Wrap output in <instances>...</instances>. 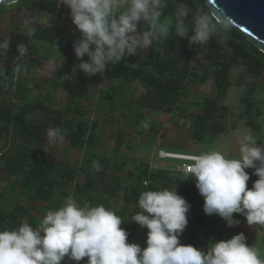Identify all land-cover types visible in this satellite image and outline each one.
<instances>
[{"label": "trees", "instance_id": "16d2710c", "mask_svg": "<svg viewBox=\"0 0 264 264\" xmlns=\"http://www.w3.org/2000/svg\"><path fill=\"white\" fill-rule=\"evenodd\" d=\"M182 2L190 3L193 9L203 7L212 15L205 0ZM173 7L170 4L169 12ZM61 9L60 0H17L0 5V19L3 14L22 10L58 17ZM212 18L220 24L213 15ZM31 26L35 29L31 36L18 27L10 38L0 36V43L10 40L8 50H0V72H3L0 153L7 152L0 154L4 162L0 170L6 172L0 178V230L17 228L23 222L38 227L47 211L58 209L68 197H73L82 206L103 204L112 210L124 220L120 227L128 233L127 243L137 244L133 238H138L143 249L147 246L148 230L132 222V216L141 211L140 194L176 187L177 194L191 205L188 224L179 237L182 245L206 252L211 243L243 233L248 246L259 243L263 249L260 252L264 251V226H248L243 216L234 214L240 224L229 227L219 216L206 215L204 199L189 173L151 167L135 159L129 165L118 157L128 139L143 136L139 127L145 124H139L148 112L164 115L166 124L176 120L188 122L192 145L185 144L184 149L199 145L208 134H222L226 116H233L222 103L223 98L233 83L242 81L240 77H232L233 69H242L247 78L263 76L264 52L231 25L229 31L221 26L213 39L201 47L190 46L187 39H176L172 33L165 45H154L146 53L110 65L102 75L89 78L79 70L74 71V66L82 61L74 51L68 54L69 46L73 47L80 38L77 29L78 35L72 34L66 45L60 41V32L48 24L31 23ZM20 45L27 49L24 54L18 51ZM45 46L56 53H41ZM60 55L64 63L58 69ZM52 56L57 74L49 81L51 90L47 93L40 83H33L37 79L31 76L41 67V62L49 61ZM87 59L84 57V62ZM209 83L213 97H209V92L202 94L203 87ZM257 87L260 86L252 82L250 86L246 84L240 97L246 127L255 133L261 132L255 119L264 111V94L259 97ZM55 89L63 93L58 108L52 107ZM139 90L141 93L137 94ZM42 94L50 97L43 98L46 96ZM56 127L61 129L69 149L63 160L51 153L52 144L46 136L49 128ZM231 127L236 128L234 124ZM256 141L264 144V136ZM110 149L114 151L111 158ZM72 151H81L74 160L70 156ZM97 162L99 170L95 167ZM251 177L248 188L258 179L255 175ZM144 181L149 182L147 186L143 185ZM206 235L210 236L209 244L202 240ZM61 264H87V258L76 262L66 257Z\"/></svg>", "mask_w": 264, "mask_h": 264}, {"label": "clouds", "instance_id": "9594fccd", "mask_svg": "<svg viewBox=\"0 0 264 264\" xmlns=\"http://www.w3.org/2000/svg\"><path fill=\"white\" fill-rule=\"evenodd\" d=\"M60 3L69 10L80 33L73 50L82 62L74 71L89 78L102 75L110 65L146 53L154 45H165L172 33L176 39H187L190 46L201 47L221 26L230 30V23L222 20L218 25L203 7L193 9L182 0ZM170 4L174 7L169 12ZM24 27L29 36L34 35L30 21L25 20ZM9 44L5 39L0 50L7 51ZM18 51L24 54L27 49L20 45ZM60 57L58 69L64 63ZM46 136L53 145L63 141L58 127L49 128ZM184 155H191L186 171L204 199L206 215L219 216L229 227L240 224L234 214L243 216L248 226H264V144L248 135L239 141L235 157L216 150ZM95 167L99 170L98 162ZM247 169H255L252 175L258 177L251 188L247 187ZM138 205L141 211L132 216V222L148 230L143 249L127 243L128 233L120 227L124 220L112 210L103 204L82 206L68 197L61 207L47 211L38 227L23 222L17 228L0 230V264H61L66 257L76 262L87 258V264H264L259 250L248 246L243 233L211 243L206 252L182 245L179 237L188 224L191 205L177 194L176 187L143 191Z\"/></svg>", "mask_w": 264, "mask_h": 264}, {"label": "rangeland", "instance_id": "374dc122", "mask_svg": "<svg viewBox=\"0 0 264 264\" xmlns=\"http://www.w3.org/2000/svg\"><path fill=\"white\" fill-rule=\"evenodd\" d=\"M62 9L58 15V17L46 14L44 12H28V11H14L10 13L3 14L0 19V36L5 38H10L11 34L15 31V28H19L21 32L25 33L26 29L24 27V21L28 20L31 23H44L48 24L49 26L55 28L57 31L60 32V41L61 43H67L69 42V37L72 36V34L78 35V32H76L75 25L72 23L69 15V10L64 7L63 5ZM6 9L8 10L9 7ZM74 37V36H73ZM52 51H55V49L45 46V48L42 50L41 53H44L45 55H51ZM73 47L69 46V53H73ZM56 53V51H55ZM54 61L55 57L52 56L49 61L41 62V67L36 69L35 75H32V78L37 79L36 81H33V83L41 85L43 87L44 91L47 90V93L51 90L49 87V81H52L54 76L57 74L55 67H54ZM34 73V72H33ZM73 73V72H72ZM71 73V75H72ZM244 71L238 70L237 68L233 69L232 71V77L235 79L236 77H240L242 80L240 83L236 84L233 83L232 86L228 89L227 94L223 98V104L228 107V110L232 112L233 116L228 115L226 116V120L223 121V127L225 128L224 132L222 134H219L217 136L214 135H207L203 138V141L199 143V145H193L192 148L193 151H188L184 149L183 145L190 144V125H188V122L183 120H176L175 122L171 121L169 123H165V116L160 115L159 113H152L148 112V116L139 124V126L142 124H145L144 127H139L143 131V136L140 135H134L130 139L125 142L124 148L121 150L118 157L119 159H125L127 161L126 164L131 165L134 161V159L140 160L142 163H148L151 167L155 168H163L167 170H176L178 171V167L181 166L182 161L180 160H174L171 158L166 159H160L158 157V152L160 150L168 151V152H182V153H191V154H201L205 151L210 150H216L225 153L226 155H230L231 157H235L237 155V147L240 140H242L245 136L251 135L255 140H259L261 136H264V111L262 112L261 116L256 118V123L260 126L261 132H251V130L246 127V117H244L243 113V106L240 104V97L244 90H246V84L247 86H250V83H255L256 85L260 86L257 87V93L259 97H261L264 94V75L257 78H247ZM67 76L66 74L64 75ZM74 77V75H73ZM71 78L74 80V78ZM69 78V77H68ZM29 81L31 80L28 79ZM31 84V82H30ZM105 81H103V85H105ZM102 85V86H103ZM49 87V88H48ZM204 91L202 90V94H208L209 97H213V94H211V86L210 83L207 84V86L203 87ZM53 103L52 107L58 108L62 104L63 100V93L59 89H55L53 92ZM141 91L139 90L137 94H140ZM40 94L38 95V98L40 99ZM46 96V97H43ZM205 96V95H204ZM43 98L50 97V94L43 95ZM258 99V98H257ZM261 100H259L260 103ZM46 103V102H45ZM49 104V103H47ZM51 106V104H49ZM186 109V108H184ZM150 118V119H149ZM164 121V122H163ZM235 125L236 128L232 130L231 126ZM263 138V137H262ZM65 141H62L60 143H57L55 145L52 144L51 153L55 154L56 157L60 160L66 159L68 156L67 150V144H65ZM168 143H172V147L168 146ZM192 145V144H190ZM108 148H111L109 146ZM122 151V152H121ZM79 152L81 151H72L70 156L71 160L75 159V154L79 155ZM7 152H1L0 154L6 155ZM114 151L110 149V158L113 156ZM139 161V162H140ZM3 161L0 160V168L3 167ZM255 169H247L246 171L250 175V178L252 173ZM6 176V172L0 170V178H3ZM251 179L248 181L250 182ZM247 182V183H248ZM45 212V211H44ZM42 211V214H44ZM245 220V219H244ZM203 241H206V243L209 244L210 236L206 235L202 238ZM132 241V240H131ZM133 241H135L137 244H139L137 241L138 238H133ZM132 241V242H133ZM141 241V240H140ZM261 240L259 239V242ZM253 246L256 247L259 252L262 249V245L258 243V245L253 243ZM261 258H264V251L260 252Z\"/></svg>", "mask_w": 264, "mask_h": 264}, {"label": "water", "instance_id": "95a60500", "mask_svg": "<svg viewBox=\"0 0 264 264\" xmlns=\"http://www.w3.org/2000/svg\"><path fill=\"white\" fill-rule=\"evenodd\" d=\"M17 0H0L10 5ZM213 17L242 31L249 41L264 52V0H205Z\"/></svg>", "mask_w": 264, "mask_h": 264}, {"label": "built area", "instance_id": "2783aa9c", "mask_svg": "<svg viewBox=\"0 0 264 264\" xmlns=\"http://www.w3.org/2000/svg\"><path fill=\"white\" fill-rule=\"evenodd\" d=\"M191 155H184V154H173V153H168L163 150L159 151V157L160 158H172V159H178L182 161L181 166L178 167V171L183 172V173H188L186 169L190 166L192 161L189 159ZM148 181H144L143 185L147 186Z\"/></svg>", "mask_w": 264, "mask_h": 264}, {"label": "crops", "instance_id": "0c3cea01", "mask_svg": "<svg viewBox=\"0 0 264 264\" xmlns=\"http://www.w3.org/2000/svg\"><path fill=\"white\" fill-rule=\"evenodd\" d=\"M186 148H187L186 150H188V151H190V152L193 151V150H192V148H193L192 146H189V147H186ZM178 153H182V152H178ZM183 154H191V153H187V152H186V153H183ZM192 155H196V154H192ZM160 159H166V158H160Z\"/></svg>", "mask_w": 264, "mask_h": 264}]
</instances>
